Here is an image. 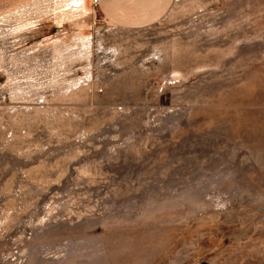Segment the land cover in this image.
Here are the masks:
<instances>
[{
  "label": "rangeland",
  "instance_id": "obj_1",
  "mask_svg": "<svg viewBox=\"0 0 264 264\" xmlns=\"http://www.w3.org/2000/svg\"><path fill=\"white\" fill-rule=\"evenodd\" d=\"M0 0V264H264V0Z\"/></svg>",
  "mask_w": 264,
  "mask_h": 264
},
{
  "label": "crops",
  "instance_id": "obj_2",
  "mask_svg": "<svg viewBox=\"0 0 264 264\" xmlns=\"http://www.w3.org/2000/svg\"><path fill=\"white\" fill-rule=\"evenodd\" d=\"M173 0H97V9L112 26L140 29L160 21Z\"/></svg>",
  "mask_w": 264,
  "mask_h": 264
},
{
  "label": "built area",
  "instance_id": "obj_3",
  "mask_svg": "<svg viewBox=\"0 0 264 264\" xmlns=\"http://www.w3.org/2000/svg\"><path fill=\"white\" fill-rule=\"evenodd\" d=\"M93 4L96 5V4H97V0H94V1H93Z\"/></svg>",
  "mask_w": 264,
  "mask_h": 264
}]
</instances>
